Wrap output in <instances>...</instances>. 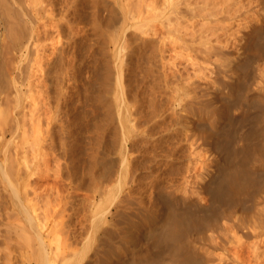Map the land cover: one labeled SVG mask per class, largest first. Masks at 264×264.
Masks as SVG:
<instances>
[{
  "label": "bare ground",
  "instance_id": "obj_1",
  "mask_svg": "<svg viewBox=\"0 0 264 264\" xmlns=\"http://www.w3.org/2000/svg\"><path fill=\"white\" fill-rule=\"evenodd\" d=\"M140 1L130 6L126 24L134 22L130 24L131 30L141 31V45L128 50L131 47L113 38L114 70L112 65L97 69L96 142L91 144L90 150L86 149L87 157V151H84L86 161L77 157L80 156L77 151L76 157L73 154L80 139L74 137L77 142L74 141L75 147L71 145L74 148L68 144L71 136L67 132L72 131L68 128L76 121L70 110L67 111V100L63 95L54 96V99V93H43L45 87L42 93L39 90V93H27V89L26 93H20L18 88L17 93H0V264H264V220L263 225L260 224L263 217L259 222L257 220L261 226L255 221V227L246 225L250 228L247 231L241 230L238 224L243 215L241 209L258 200L255 197H259L264 189V171L255 166L256 162L264 160V0L259 4L257 0ZM52 10L50 12L55 11ZM130 25L127 26L129 30ZM57 26L62 27L61 24ZM39 38L34 35L33 41L26 46L20 44L22 38L15 41L22 60H33L37 41L41 42ZM230 42L234 44L232 50L236 44H243L244 57H237L239 62H236L235 70L244 74L241 77L235 72L240 77L227 83V94L211 93L209 85L213 80L217 83L216 79L226 68L223 62L230 59H224L226 54L233 53H228ZM125 46L129 47V52L132 50L128 63L124 58L129 52L121 56ZM53 48L52 54L47 55L48 51H44L46 56L41 55V49L37 51L36 55H41V64H44L40 68L36 61L39 70L49 75L57 64L58 59L54 56L60 51L65 72L71 80L76 79L79 55L76 51L65 54L64 48ZM155 51L156 54L159 52L158 56ZM14 56L10 57L17 62ZM136 56L146 57L148 63L144 60L146 64L141 63L147 67L150 80L156 74L154 72L165 77V86L159 82L153 84V77L154 90H151L156 91L154 86L159 88L157 84H160L168 93L163 89L164 93H158V98L157 93L148 92L150 90L143 93L147 88L142 93L140 89L137 93L129 90L131 84L126 80V71L135 72ZM154 56L159 58L155 60ZM179 56L183 57L181 60L186 59L183 66L178 64L185 68L182 69L187 71L186 74L181 68L175 69ZM154 60L161 63L168 60L164 63L168 66L162 65V69L158 62L157 66L162 69L158 72ZM169 61L170 66L176 65L175 68L169 67ZM139 66H136L138 70ZM188 66H193L194 71L189 72ZM257 68L262 92L253 93ZM179 71L182 72L180 78ZM198 75L206 84L198 82L201 86L197 85L195 77L200 79ZM209 95H214L216 104L205 101L203 106L200 105L198 99ZM220 95L226 99H220ZM53 99L57 102V111L55 105H51L56 112L47 105ZM165 100L169 106L163 103ZM190 111H196L195 115L191 117L194 113L190 114ZM202 146L206 148L202 149ZM238 211L237 223L233 214ZM248 211L244 216H248ZM207 231L211 232V239L215 234V245L198 246L195 243L197 232L202 241L207 238ZM251 237L262 240L256 242ZM248 238L252 241L242 242ZM230 239L241 248L247 245L244 254L250 255L242 258L238 251L233 254V250H237L235 246L239 248V245H232ZM225 242L235 247L231 249V257L223 256L220 251L219 256L215 254L219 249L225 250L228 246L223 247ZM164 253L169 255L167 261H164Z\"/></svg>",
  "mask_w": 264,
  "mask_h": 264
},
{
  "label": "rangeland",
  "instance_id": "obj_2",
  "mask_svg": "<svg viewBox=\"0 0 264 264\" xmlns=\"http://www.w3.org/2000/svg\"><path fill=\"white\" fill-rule=\"evenodd\" d=\"M10 3H9V2ZM0 0V63H1V60H2V64L0 65V77L2 76L1 74H3V77H4V75H6L3 79L2 78H0V79H2V81L0 80V85H1V88H0V93H17V90L18 89H20V93H26V91H27V93H30V91H31V93H42V91H43V93H48V94H52V93H56V95H52L53 97L54 96H61V95H63L64 96V98H66V109H67V111L68 110H70L69 112H70V114L72 115V118H74L75 119V121H76V123L75 122H72V125L74 124V126H72L71 125V127L70 128H68V130L70 131V130H72V131H70V132H67V134L69 133V135L71 136V137H73V138H71L70 137V142H68V144L71 146L72 144H73V146L75 147V142H76V140H73V139H75V138H78V139H80L81 140V143H79V140L76 142L77 144H78V146L76 147V148H74L73 146H71L72 148H74V152H73V154H75V152L77 151V153L80 155V156H77V157H83L84 159V161H86L85 159H87V158H85V154H86V152H84V151H87L88 149L90 150V147L93 145V143L94 142H96V114H97V103H96V95H97V93H96V91H97V87H98V82H97V69L101 66L102 67V65L104 66V65H107L108 67H109V65H112V66H110L111 68L114 66V64H115V58H114V52H113V41H111V40H114L113 38H116V39H118V40H120L121 41V43H123L124 45H128L129 47H131V48H129V47H127L126 48V46L124 47V49L122 50V52L125 50V48H126V50L123 52V54L121 55L122 57H123V55L125 54V53H127V52H129L128 50H130V49H132V46H139V45H141L140 44V40L139 39H141L142 40V38H143V36L142 35H139V34H142L141 33V31H139V30H134V29H132V30H134V31H132L131 30V28H133V26H131V25H133L134 24V22L133 23H130L129 22V24L128 25H130L128 28H130V30L129 29H127V15H128V11L130 10V8L133 6L132 4H134L135 2L137 3V1L139 2L140 0H35L36 2H34V0H32V2H31V0L29 1V0ZM45 3H44V2ZM58 1V2H57ZM75 1H78V2H76L75 3ZM80 1V2H79ZM88 1H90V2H88ZM258 1V3L257 4H259L260 2L259 1H262V0H257ZM43 2V3H42ZM47 2V3H46ZM115 2V3H114ZM121 2H122V8H121ZM37 3V5H35ZM52 3V4H51ZM135 3V5H137ZM140 3H141V1H140ZM27 4H28V6H27ZM31 4H33L32 6H30ZM70 4V5H69ZM93 4V5H92ZM98 4V5H97ZM102 4H103V6H102ZM14 5V6H13ZM17 5V6H16ZM48 5H50V7L48 6ZM52 5H54V6H52ZM116 5V6H115ZM132 5V6H131ZM10 6V7H9ZM26 6V7H25ZM37 6V7H36ZM89 6V7H88ZM108 6V7H107ZM110 6L112 7V8H110ZM131 6V7H130ZM139 6V5H138ZM44 7V8H43ZM104 7V8H103ZM116 7V8H115ZM125 7V8H124ZM260 7H262V5H260L259 6V8ZM27 8V9H26ZM40 8V9H39ZM49 8V9H48ZM52 8H54V12H50L51 10H52ZM62 8H64V9H62ZM103 8V9H102ZM17 9V10H16ZM47 11H46V10ZM51 9V10H50ZM62 9V10H61ZM124 9V10H123ZM10 10V11H9ZM20 12H19V11ZM40 10H42V11H40ZM74 10V11H73ZM107 10V11H106ZM2 11V12H1ZM47 13H50L49 15L47 14L46 15V12ZM53 11V10H52ZM59 11V12H58ZM77 11H79V12H77ZM84 11V12H83ZM105 11V12H104ZM110 11V12H109ZM127 11V12H126ZM15 12V13H14ZM56 12H58V13H56ZM66 12V13H65ZM68 12V13H67ZM112 12V13H111ZM114 12L116 13V12H118V13H120V14H114ZM126 12V13H125ZM53 13V14H52ZM65 15H64V14ZM76 15H75V14ZM99 13V14H98ZM112 15H111V14ZM10 14V15H9ZM20 14V15H19ZM43 14V15H42ZM81 16H80V15ZM89 14H90V16H89ZM51 15V16H50ZM71 15V16H70ZM76 17H75V16ZM84 15V16H83ZM115 15V16H114ZM6 16V17H5ZM20 16V18H18L17 19V17H19ZM24 16V17H23ZM53 16V17H52ZM70 16V17H69ZM88 16V17H87ZM103 16V17H102ZM111 16V17H110ZM8 17V18H7ZM12 17V18H11ZM54 17H56V18H54ZM73 17L75 18V19H73ZM95 17V18H94ZM54 18V19H53ZM68 18V19H67ZM77 18V19H76ZM14 19H16V20H14ZM70 19V20H69ZM89 19V20H88ZM96 19V20H95ZM121 19H124V21H122ZM56 20V21H55ZM67 20H69V22L71 21L72 23H71V25H70V23H68V21ZM73 20V21H72ZM77 20H79V21H77ZM80 20H81V22H80ZM92 20V21H91ZM138 20V19H137ZM136 20V21H137ZM35 21V22H34ZM42 21V22H41ZM47 21V22H46ZM50 21H54L55 23V25L57 26V25H59V24H61V28H58L59 26H57V28H55V25L54 24H52ZM122 21V22H121ZM11 22V23H10ZM45 22V23H44ZM75 22V23H74ZM78 22V23H77ZM83 22V23H82ZM107 22V23H106ZM112 24H111V23ZM124 22V23H123ZM138 22H139V20H138ZM40 23V24H39ZM58 23V24H57ZM81 23V24H80ZM14 24H16V25H14ZM48 25L49 26V28L46 26V25ZM80 24V25H79ZM124 24V25H123ZM127 26H126V25ZM137 24H139V23H137ZM10 25V26H9ZM12 25H13V27H12ZM19 25V26H18ZM39 25V26H38ZM40 25H42V26H40ZM54 25V26H53ZM74 27H73V26ZM77 25V26H76ZM82 25V26H81ZM92 25H93V27H92ZM113 25H114V27H113ZM85 26V27H84ZM19 29H18V28ZM44 27H46V28H44ZM70 27V28H69ZM119 27V28H118ZM14 28V29H13ZM19 30V31H17V29ZM40 28V29H39ZM72 28V29H71ZM78 30H81V31H78ZM82 28H83V30H82ZM33 29H34V31H33ZM42 29V30H41ZM64 29V30H63ZM92 29V30H91ZM95 29V30H94ZM100 29H101V31H100ZM116 29H117V31H116ZM127 29V30H126ZM13 30H15V31H13ZM29 30V31H28ZM41 30V31H40ZM45 30V31H44ZM49 31L48 32V34L47 33H45L46 31ZM50 30H52V31H50ZM70 30V31H69ZM72 30V31H71ZM97 30V34H95L94 32ZM24 32V34H23V32ZM37 31V32H36ZM39 31V32H38ZM74 31V32H73ZM78 31V32H77ZM89 31H92V32H89ZM106 31V32H105ZM124 31H126V32H124ZM139 31V32H138ZM16 32V33H15ZM35 32H36V34H35ZM80 32V33H79ZM103 32V34H101ZM104 32H105V34H104ZM123 32V33H122ZM138 32V33H137ZM14 33V34H13ZM22 33V34H21ZM32 33V34H31ZM43 35H42V34ZM50 33V34H49ZM77 33V34H76ZM90 33V34H89ZM120 33V34H119ZM21 34V35H20ZM25 34H26V36H25ZM29 36H28V35ZM49 35V36H47V35ZM84 34V35H83ZM88 34V35H87ZM95 34V35H94ZM131 34L133 35V37L131 36ZM9 35V36H8ZM34 35H38L40 38L38 39V40H40L41 42H39V41H37V45H36V51H34L35 53H34V58H33V60H35V61H33L32 59H31V61H33V62H27V61H29V59H27V61H26V59H21L20 57V55H21V53L20 52H18V50H17V45H18V43L16 44V42L17 41H19V39L20 38H22V40H21V42H20V44L22 45H24V46H26L28 43H30V42H32L33 41V36ZM63 35V36H62ZM129 37H128V36ZM13 36H15L14 38H13ZM18 36H21V37H18ZM23 36H24V38H23ZM31 36V37H30ZM42 36H43V38H46V39H44V41L45 42H43V38H42ZM45 36V37H44ZM47 36V37H46ZM141 36V37H140ZM25 37H26V39H25ZM82 37V38H81ZM132 37V38H131ZM135 37H137V39L135 38ZM138 37H140V38H138ZM16 38V39H15ZM19 38V39H18ZM30 38V39H29ZM77 38V39H76ZM108 38H110V39H108ZM129 38V39H128ZM135 40H134V39ZM9 39V40H8ZM18 39V40H17ZM66 39V40H65ZM68 39H69V41H68ZM94 39H95V41H94ZM102 39V40H101ZM48 40V43L46 42ZM84 40V41H83ZM123 40V41H122ZM133 40H134V42H133ZM136 40H137V42H139V43H137L136 42ZM139 40V41H138ZM16 41V42H15ZM57 41V42H56ZM5 43V46H3L2 44H4ZM7 42H8V44H7ZM26 42V43H25ZM86 42V43H85ZM131 44H130V43ZM244 42V40L242 41V43ZM40 43V44H39ZM43 43H44V45H43ZM95 43V44H94ZM96 43H97V45H96ZM99 43V44H98ZM132 43H134L133 45H132ZM7 44V45H6ZM10 44V45H9ZM15 44H16V46H15ZM60 44V45H59ZM67 44V45H66ZM123 44H121V45H123ZM230 44H231V46H230V48L232 47V45H234L232 42H230ZM230 44H228V46L227 47H229V45ZM238 44H240L239 46H237V44L235 45L236 47H233V50H232V48H231V50H230V48L228 49L227 47V49L229 50L228 51V53H230L231 51H233V53H232V55L231 54H226V58H224L226 61L229 59V57H230V59L227 61V62H223V61H225V60H223L222 62H223V67L225 68V66H226V70L225 69H223V72L221 73V75H220V77L219 78H217L216 79V82L217 83H214V80H213V83H214V85H212L211 86V84H213V83H211L210 85H209V87H210V91H211V93H228L229 92V89L226 87V85H227V83L229 82H233V80H236V78L238 79V77H242L243 76V74H244V72L243 71H241V74H240V71H238V72H236V70H235V64H236V62H237V64H238V60H239V58L240 57H244V55H243V53H244V49L242 48V46L241 45H243V44H241V43H238ZM10 46V47H6V46ZM11 45H12V47H11ZM57 45L58 46H60L59 48L57 47ZM68 45H70V46H68ZM77 45V46H76ZM48 46V47H47ZM49 46H51V48L49 47ZM90 46H91V48H90ZM102 46L104 47V48H102ZM7 48V50H6V48ZM37 47H39V48H37ZM44 47H46L44 50H43V48ZM53 47H56V48H58V49H65V54H68V52L70 51V52H73V51H76V53H77V55H79L78 56V65L76 64V68H77V71H78V77L75 79V81H74V79H70L69 77H68V75H67V73L65 72V64H64V66H63V58H62V56L60 55L59 56V54H61V52L59 53V52H56V55L54 56V58H56V59H58V60H56L57 62H55V63H57V64H55L54 66H55V68L53 67L52 68V71L50 72V73H48L49 75H46V73L45 72H43V71H41V70H39L40 68H41V66H43L44 64H41V59H42V57H41V55L42 56H46V53L44 52L45 50H46V52L48 51V53H47V55H49V54H52V52L55 50ZM76 47L77 49H74V48ZM96 49H94V48ZM5 48V49H4ZM14 48H15V50H14ZM49 48H50V50H49ZM129 48V49H128ZM239 48V49H238ZM10 49H12V50H10ZM38 49V50H37ZM40 49L44 52H42V51H40ZM48 49V50H47ZM90 49V50H89ZM103 49H105V50H103ZM107 49H110V50H107ZM128 49V50H127ZM226 49V50H227ZM238 49V51H234V50H237ZM242 49V50H241ZM10 50V51H9ZM17 50V51H16ZM101 50H103V51H101ZM155 50L157 51V48H155ZM7 51V52H6ZM9 51V52H8ZM13 51V52H12ZM15 51V52H14ZM37 51H40L41 52V55H39V54H37L36 55V53H37ZM50 51V52H49ZM80 51V52H79ZM83 51V52H82ZM86 51V52H85ZM91 51V52H90ZM94 51H96V52H94ZM108 51V52H107ZM132 51V50H131ZM131 51L127 54V55H125L126 56V59L124 58V61L126 62V63H128V59H129V54L131 53ZM156 51H155V55H157V54H159V52L156 54ZM3 52V53H2ZM18 54H17V53ZM40 52H38V53H40ZM79 52V53H78ZM107 52V53H106ZM237 52V53H236ZM239 52V53H238ZM243 52V53H242ZM13 53H15V54H13ZM104 53V54H103ZM103 54V55H102ZM106 54V55H105ZM113 54V55H112ZM240 56H239V55ZM14 56V55H16V56H14V58L17 60V62H15L12 58L13 57H10V56ZM83 55V56H82ZM92 55V56H91ZM19 56V57H18ZM41 57V58H38V57ZM51 57H52V55H50ZM82 56V57H81ZM124 56V57H125ZM158 56V55H157ZM157 56H154V58L153 59H155V57H156V59L155 60H157L158 58H157ZM233 56V57H232ZM81 57V58H80ZM108 57V58H107ZM110 57V58H109ZM136 57H138L137 59L139 60H136V58H135V61H134V63H133V65L135 64H138V65H136V66H139V64H141L139 67V70H138V67L136 68V66L134 65L133 66V69H134V73H133V70H131V71H126V75L128 76H126V80H128L129 81V83H128V81H126V83H128L129 85H130V89L129 90H132L133 92L135 91V93H137L138 91H139V89H140V91H141V93L144 91V90H146V88H147V90H146V92L144 91L143 93H147V91L148 90H150V91H148V92H150V93H157V97L159 98L160 97V95L158 94V93H164V91H163V89L164 88H162V85H160V84H163V82L165 81L164 79H165V77L164 76H161V73H157V72H154V71H156L157 69H158V72L160 71V72H162V69H163V66L162 65H167L168 66V64H164L165 62L167 63V61L165 60V62L164 63H161L162 61L159 59V61H161V62H157V61H153V62H156V63H154V65H158V66H160V64H161V67H162V69L161 68H159L158 66H157V68H156V66H155V69L156 70H154V68H153V66H152V69L154 70H151V73L152 72H154V74L156 75V76H158V78L154 75V76H152V74H151V80L149 79L150 77H148V71H146V70H148V69H145V68H147V67H145V65H143L145 62L146 63H148L147 62V59H146V57H144V56H142L143 58L141 59V56H136ZM182 57V56H181ZM180 56H179V59L177 58V60H181L182 58H181ZM237 57H239V58H237ZM32 58V57H31ZM62 58V59H61ZM145 58V59H144ZM237 58V59H236ZM12 59V60H11ZM20 59V60H19ZM45 59V58H44ZM82 59V60H81ZM86 59V60H85ZM140 59H141V61H140ZM168 59V58H167ZM39 61V66H40V68H38V64H36L38 61ZM143 60L145 61V62H143ZM176 60V61H177ZM184 60H186V59H184ZM184 60H181L180 62L179 61H177L176 63L174 62V60H173V62L177 65H172V66H170V64H172V63H170V61H169V67H173V68H175V66H176V68L175 69H179V68H184V67H181V66H183L184 64H185V62H184ZM5 61V64L3 63ZM20 61H23V62H20ZM37 61V62H36ZM93 61V62H92ZM136 61H138V63H135ZM13 62H15V64H13ZM19 62V63H18ZM109 62V63H108ZM140 62V63H139ZM141 62H143V64L141 63ZM222 62H221V64H222ZM22 63V65L20 66V64ZM60 63H61V65H60ZM92 63V64H91ZM97 63V64H96ZM98 63H102L101 65H99ZM106 63H108V64H106ZM145 63V64H146ZM158 63V64H157ZM187 63V62H186ZM4 64V65H3ZM24 64V65H23ZM178 64L179 65H181V64H183V65H181V66H179L178 67ZM6 65V66H5ZM36 65V66H35ZM187 65H189L188 63H187ZM187 65H186V67H187ZM191 65V64H190ZM233 65H234V67H233ZM8 66V67H7ZM17 66V67H16ZM33 66H35V67H33ZM146 66H149V64H147ZM229 66V67H228ZM230 66H232V68L230 67ZM6 67H7V69H6ZM37 67V68H36ZM59 67V68H58ZM61 67V68H60ZM79 67V68H78ZM100 67V68H101ZM126 67V66H125ZM192 67L193 66H190V68H189V66H188V69H189V72H193L194 71V69H193V71H192ZM143 68H144V71H145V73L146 74H144V71H143ZM149 68V67H148ZM55 69V70H54ZM113 69V68H112ZM161 69V70H160ZM180 69V70H181ZM185 69V68H184ZM184 69H182L181 71H183ZM191 69V70H190ZM229 69V70H228ZM235 70L234 72H232L231 70ZM2 70H4V72L2 71ZM8 70H9V72H8ZM38 70V71H37ZM85 70V71H84ZM114 70V69H113ZM112 70V71H113ZM138 70V71H137ZM225 70V71H224ZM241 70V69H240ZM40 71V72H39ZM87 71V72H86ZM95 71V72H94ZM181 71H179L178 73H177V75H179V78H180V75H181ZM38 72V73H37ZM65 72V73H64ZM91 72V73H90ZM127 72H128V74H127ZM129 72L131 73V74H129ZM184 72V74H186L185 72H187L186 70L185 71H183ZM235 72L236 73H238L240 76H236V75H238V74H235ZM258 68H257V74H258ZM12 73V74H11ZM19 73V74H18ZM43 75H42V74ZM140 73V74H139ZM11 76H10V75ZM18 74V75H17ZM39 74V75H38ZM64 74V75H63ZM87 74H89V76L87 75ZM256 74V75H257ZM25 75V76H24ZM36 75V76H35ZM41 75H42V77H41ZM46 75V76H45ZM131 75V76H130ZM147 75V76H146ZM39 78H38V77ZM94 76V77H93ZM98 76H99V74H98ZM135 76V77H134ZM199 76V75H198ZM200 76H201V74H200ZM200 76H199V78H200ZM258 77H257V80H255V82H254V84H253V93H256V91H257V93L259 92V90H260V92H262V90L260 89V80H259V74L257 75ZM18 77V78H17ZM42 78V80H41V78ZM48 77V78H47ZM92 77V78H91ZM146 77H147V79H146ZM154 77V78H153ZM156 77V78H155ZM164 77V78H163ZM234 77H236L235 79H234ZM24 80H23V79ZM26 78V79H25ZM31 78V79H30ZM44 78V79H43ZM54 78V79H53ZM59 78V79H58ZM129 78V79H128ZM152 78H153V80L154 81H152ZM162 78V79H161ZM197 78V79H196ZM7 79V80H6ZM30 79V80H29ZM46 79V80H45ZM50 79V80H49ZM197 81H196V80ZM195 81H196V83H197V85L198 86H201L200 84H202V85H204V84H206L205 82H204V80L203 79H198V77H195ZM220 79V80H219ZM4 80V81H3ZM9 80V81H8ZM32 80V81H31ZM48 80V81H47ZM55 80H57L56 82H55ZM62 80V81H61ZM64 80V81H63ZM140 80H141V82H140ZM148 80H150V81H148ZM163 80V81H162ZM218 80V81H217ZM222 80H224L223 82H224V84H223V82H222ZM25 81V82H24ZM86 81V82H85ZM90 81V82H89ZM95 81V82H94ZM143 81V82H142ZM151 81H152V83L153 82H159L160 84H157L158 85V87L159 88H156L157 86H154L155 87V90L156 91H159V92H156V91H153L154 89H153V84H155V83H151ZM162 83H161V82ZM220 81H221V83H220ZM2 82H4L3 83V85H2ZM10 82V83H9ZM33 82V83H32ZM58 82H59V84H58ZM68 82V83H67ZM93 82V83H92ZM134 82V83H133ZM147 82H149V83H147ZM200 82H202V83H199ZM225 82H226V84H225ZM31 83V84H30ZM139 83H142V84H140L139 85ZM147 83V84H146ZM151 83V84H150ZM228 83V84H229ZM29 84V85H28ZM38 84V85H37ZM55 84H57V85H60V86H57V85H55ZM63 84V85H62ZM66 84V85H65ZM91 84H92V87H91ZM145 84H146V86H151V87H146L145 86ZM7 85V86H6ZM34 85V86H33ZM41 85V86H40ZM54 85V86H53ZM66 87H65V86ZM70 85V86H69ZM96 85V86H95ZM145 87H144V86ZM156 85V84H155ZM160 85V86H159ZM164 86H165V83L163 84ZM5 86V87H4ZM31 86V87H30ZM33 86V87H32ZM38 86V87H37ZM47 86V87H46ZM48 86H49V88H48ZM64 86V87H63ZM74 86V87H73ZM133 86V87H132ZM139 86V87H138ZM163 86V87H164ZM13 87V88H12ZM29 87V88H28ZM45 87V88H44ZM52 87H54V88H52ZM60 87V88H59ZM70 89H69V88ZM81 87V88H80ZM142 87V88H141ZM161 87V88H160ZM4 88V89H3ZM7 90H6V89ZM12 88V89H11ZM18 88V89H17ZM41 88V89H40ZM44 88V89H43ZM52 88V89H51ZM63 88V89H62ZM91 88V89H90ZM27 89V90H26ZM36 89V90H35ZM43 89V90H42ZM45 89H46V91H45ZM58 89H60V90H58ZM75 89H78V90H75ZM82 89V90H81ZM85 89V90H84ZM135 89V90H134ZM137 89V90H136ZM151 89H153V90H151ZM4 90H6V91H4ZM9 90V91H8ZM13 90H15V91H13ZM26 90V91H25ZM39 90V92H37ZM42 90V91H41ZM66 90V91H65ZM75 90V91H74ZM165 91H166V88L164 89ZM52 91V92H51ZM77 91H79V92H77ZM132 91L130 92V93H132ZM152 91V92H151ZM210 91L208 92V93H210ZM18 92V93H19ZM50 92V93H49ZM58 92V93H57ZM60 92V93H59ZM80 92H81V94H80ZM87 92V93H86ZM259 92V93H260ZM67 93H69V94H67ZM85 93H86V95H85ZM165 93H168V90L165 92ZM262 93H264V92H262ZM79 94V95H78ZM93 94V95H92ZM80 96V97H79ZM86 96H88L89 97V99H88V97H86ZM221 97H220V99H222V98H224L225 96H223V95H220ZM223 96V97H222ZM162 98V97H161ZM213 98V99H212ZM54 99H56V97H54ZM53 99V100H54ZM74 99V100H73ZM162 99H165V98H162ZM211 99V100H210ZM225 99H226V97H225ZM225 99H223V100H225ZM77 100V101H76ZM161 100V99H160ZM160 100H159V102H160ZM208 100H210V101H208ZM216 99H215V97H214V95H209V96H206V97H203L202 99H198V101H199V103H200V105H204L205 104V101L206 102H210L211 104L212 103H214V102H216L215 101ZM222 100V101H223ZM55 102H56V100H54ZM54 101H52V103L50 102V103H48L47 105L52 109V107H53V105H55L54 107H55V109H56V111H57V102L54 104L53 102ZM73 102V103H72ZM80 102V103H79ZM83 102V103H82ZM92 102V103H91ZM202 102H204L203 104H202ZM86 103V104H85ZM91 103V104H90ZM165 105H166V103H167V101L165 100L164 102H163ZM51 104H53V105H51ZM69 105V107H68V105ZM85 104V105H84ZM167 104H170V103H167ZM214 104H216V103H214ZM89 105V106H88ZM91 105V106H90ZM94 105V106H93ZM72 106V107H71ZM93 106V107H92ZM96 106V107H95ZM166 106H169V105H166ZM54 107H53V109H54ZM78 109H77V108ZM88 107V108H87ZM91 109H90V108ZM196 107V106H195ZM69 108V109H68ZM75 108V109H74ZM52 109V112H56L55 110H53ZM82 109V110H81ZM85 109V110H84ZM84 110V111H83ZM90 111H93L92 113L90 112ZM191 111H192V109H191ZM190 111V112H191ZM73 112H74V114H73ZM77 115H76V114ZM92 115H91V114ZM95 113V114H94ZM192 113H194L193 115H191V117L192 116H194L195 115V113H196V111L195 112H191L190 114H192ZM76 115V116H75ZM79 115V116H78ZM78 116V117H77ZM76 117V118H75ZM88 117V118H87ZM264 117V116H263ZM80 120H79V119ZM83 118V119H82ZM74 119H73V121H74ZM79 120V122H78V120ZM197 119V118H196ZM84 121V122H83ZM91 121V122H90ZM264 122V119L262 120V123ZM92 123V124H91ZM95 123V124H94ZM87 125H88V128H87ZM93 125V126H92ZM79 126V129L77 128ZM90 126V127H89ZM263 126H264V123H263ZM94 127V128H93ZM76 128V129H75ZM74 129V130H73ZM90 131H89V130ZM94 130V131H93ZM75 131H76V133H75ZM72 132V133H71ZM80 135H79V134ZM95 135V136H94ZM69 137V136H68ZM67 137V138H68ZM75 137V138H74ZM95 137V138H94ZM82 138V139H81ZM85 139V140H84ZM89 141H88V140ZM68 141H69V138L67 139ZM75 141V142H74ZM87 141V142H86ZM73 142V143H72ZM200 142H202V141H200ZM71 143V144H70ZM79 144H81V145H79ZM90 144V145H89ZM92 144V145H91ZM84 147H83V146ZM89 145V146H88ZM81 146L83 147V148H81ZM88 146V147H87ZM84 149L83 151L82 150H80V149ZM203 148H206L205 146L203 147L202 146V149ZM87 149V150H86ZM75 154V157H76V155H78V154ZM88 151H87V154H86V157L88 156ZM260 162V163H259ZM264 160H262V162L261 161H258V163L256 162V167L259 169V170H261V168H262V170L264 171ZM258 165V166H257ZM263 165V166H262ZM259 166H260V168H259ZM179 178H181V177H179ZM261 193H263V194H261ZM258 195V194H257ZM256 195V196H257ZM260 196L258 197H255V198H258V200L257 199H255V200H253L251 203H252V205H251V203L249 202V204L251 205H249L248 204V206L250 207H248V206H244L241 210L243 211H241V214L243 213V215H241V217H239L240 216V212H239V214H238V212H236V214L234 213L233 214V220L235 221V222H237L238 223V220L239 219H236V218H240V223H238V224H240L239 226H240V228H241V230H245V231H247L248 229H250L249 227H251V226H254V224H256V225H260V224H262L263 225V220H264V189L260 192V194H259ZM261 197V198H260ZM259 199H260V201H259ZM261 200H263V201H261ZM258 202V205L256 204L257 202ZM253 203H254V207H253ZM256 204V205H255ZM248 207V208H247ZM246 208V209H245ZM244 210H246V211H248V210H250V212H249V214L247 213V215L248 216H244V214L246 213V211H244ZM256 210V211H255ZM237 215V216H236ZM246 215V214H245ZM235 216V217H234ZM253 216V217H252ZM255 216L256 217H258V218H255ZM245 217H247V220H245ZM263 217V218H262ZM262 218V219H261ZM261 219V220H260ZM248 220H250V221H248ZM257 220H258V222H259V220H260V224H258V222H257ZM244 222V224L245 223H247V224H245V226L243 225V222ZM248 221V222H247ZM255 221H256V223H255ZM251 222V223H250ZM254 223V224H253ZM249 224V225H248ZM253 224V225H252ZM246 225H248V226H246ZM251 225V226H250ZM261 226V225H260ZM255 227V226H254ZM253 227V228H254ZM257 227V226H256ZM245 228V229H244ZM208 232L210 233L209 235H208ZM223 233V232H222ZM212 234H213V232H212ZM200 236V234L197 232V236L195 237V243L198 245V246H201V245H205V248L206 247H208L209 245H215L214 243H213V239H214V237H215V234H213V236H212V239H211V232L210 231H207L206 232V239L205 240H207V241H209V242H205V240H202V241H200L199 239H198V237ZM235 238V237H234ZM264 238V237H263ZM251 239H255V238H253V237H251ZM251 239H243V241L242 242H245L244 240H246V242H247V240L249 241L250 240V242L252 241ZM260 240H262L261 238H259ZM259 239H255L256 240V242L259 240ZM232 240H234V239H232ZM259 240V241H260ZM215 241V240H214ZM254 241V240H253ZM258 241V242H259ZM229 242L231 243V239L229 240ZM245 242V244H247ZM200 243V244H199ZM202 243V244H201ZM227 242H225V243H223V247H225V245L227 246L228 245V243L226 244ZM229 243V245L227 246V247H225V250H226V248H229V250H231V249H233V248H235L236 247V249L237 250H233V252H232V250L229 252V250L227 249L226 251L225 250H223V249H219L215 254L217 255L218 254V256L220 255V254H223V256L224 255H226V254H228L230 257L232 256V254H231V252L234 254V252H240L239 253V256H241L242 255V258H246V257H248L249 255H250V253L248 254V253H246V254H248V255H246L245 256V254H244V252H247V245H245V247H243L242 246V248L240 247L241 245H239L238 243H236V241H235V244H234V241H232V245H236V244H238L239 245V248L240 249H242V251L239 249V248H237L238 246H230L231 244ZM203 248H204V246H202ZM232 247V248H231ZM239 249V250H238ZM246 250V251H245ZM248 250H249V248H248ZM222 252V253H220V252ZM224 251V252H223ZM227 251H228V253H227ZM250 251V250H249ZM243 254H242V253ZM220 253V254H219ZM230 253V254H229ZM165 254V256H166V259L164 258V261L166 260H168L169 259V255L167 254V253H164ZM241 254V255H240ZM167 255H168V258H167ZM164 256V257H165ZM165 263V262H164ZM168 264V263H167Z\"/></svg>",
  "mask_w": 264,
  "mask_h": 264
}]
</instances>
